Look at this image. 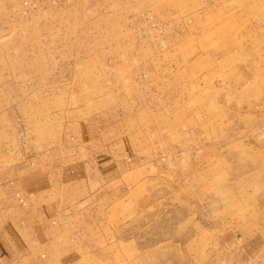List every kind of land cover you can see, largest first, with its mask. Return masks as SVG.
<instances>
[{
  "label": "rangeland",
  "instance_id": "rangeland-1",
  "mask_svg": "<svg viewBox=\"0 0 264 264\" xmlns=\"http://www.w3.org/2000/svg\"><path fill=\"white\" fill-rule=\"evenodd\" d=\"M25 216L42 264H264V0H0L3 230Z\"/></svg>",
  "mask_w": 264,
  "mask_h": 264
},
{
  "label": "crops",
  "instance_id": "crops-1",
  "mask_svg": "<svg viewBox=\"0 0 264 264\" xmlns=\"http://www.w3.org/2000/svg\"><path fill=\"white\" fill-rule=\"evenodd\" d=\"M72 174H74V172L68 173V176H71ZM57 177H58V175H57ZM67 179L69 180V177H67L66 173L63 172L62 175L59 177V180H54L52 178V182H51V179L49 181H47V186H50V187H51V185L55 186V188H53V189L61 188L62 187L61 184L67 186L70 183V182L68 183L65 181ZM76 180H74V181H76ZM86 180H89V176L87 177V179H85L83 181H86ZM21 203H24L23 200H21ZM39 208H41V207H39ZM50 210L51 209H48L46 211L49 212ZM15 221H16V232L15 233L11 232L9 234V231L5 232V230H3L4 222L2 221V219H0V230H1V228L3 230V231L1 230V232H0V244H1L0 264H8L7 261L3 262V259L6 256L7 257L10 256V257H12V259H17V262L13 263V264H36L37 261L39 264H42V263H40V260L38 257H37L38 258V260H37L35 253L31 254L29 251H25L27 249V246H25L23 244V242L27 240V238L24 235L23 226L25 225V226L30 228L32 225H36L35 220L31 219V217L25 216V218H16ZM21 228H22L23 232H21ZM38 232H39V230H38ZM38 232L37 233L34 232V234H31V238H32V240H34V238H35V241H37L39 243L40 237H39ZM50 236H51V231L48 230L47 233H44V232L42 233L41 239H45L46 237L50 238ZM5 242H7V243H5ZM4 245H5V250H4Z\"/></svg>",
  "mask_w": 264,
  "mask_h": 264
}]
</instances>
